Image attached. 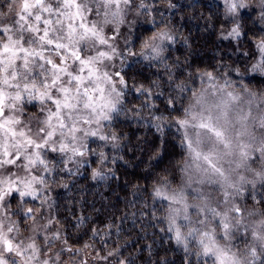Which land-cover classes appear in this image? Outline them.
<instances>
[{"label": "clouds", "instance_id": "9594fccd", "mask_svg": "<svg viewBox=\"0 0 264 264\" xmlns=\"http://www.w3.org/2000/svg\"><path fill=\"white\" fill-rule=\"evenodd\" d=\"M237 3L242 6L229 14L214 0H120L118 7L115 0H80L84 22L97 35L83 36L79 20L70 33L68 19L61 16L63 22L55 23L53 13L49 31L66 46L60 49L21 30L16 16L21 0H0V28L44 57H30L27 67L21 57L8 69L15 77L7 83L0 79V88L10 95L3 119L15 121L17 130L12 137L0 129V225L23 251L18 256L0 247L7 264H141V250H129L135 236H127L120 223L126 218L147 246L143 264H221V256L223 264H264V0ZM244 9L249 11L242 15ZM185 18L200 22L195 28L206 41L215 35L212 47L205 49L213 55L203 65L193 63L204 53L196 35L183 29ZM221 40L232 48L219 47ZM73 52L96 70L91 78L84 72L79 84L67 74L79 73L83 66ZM57 59L67 72L48 63ZM258 79L262 82L252 83ZM25 84L37 85L43 97L26 92ZM69 87L71 107L61 106L64 126L55 117L49 123L57 111L53 101L63 100L61 90ZM85 89L96 101L95 110ZM17 93L22 94L19 100ZM202 118L223 131L227 146L213 132L195 126ZM182 119L190 124L182 137H172L179 151L168 153L165 141ZM21 132L33 143H26ZM157 134L159 145L150 142ZM185 134L200 159L189 150ZM205 154L219 171L203 160ZM169 155L178 158L157 170ZM35 159L43 163H32ZM132 167L150 180L125 185L129 196L136 197L129 212H122L116 223L109 218L102 229L92 225L91 214H85L89 192L81 181L111 192L118 170ZM22 181H31V190ZM10 182L17 183L16 190ZM96 192L107 204L99 187ZM92 208L100 211L94 204ZM84 235L87 240L80 242ZM31 243L35 251L28 247ZM209 243L212 251L206 254ZM173 249L178 258L168 254Z\"/></svg>", "mask_w": 264, "mask_h": 264}, {"label": "snow or ice", "instance_id": "6c2138e0", "mask_svg": "<svg viewBox=\"0 0 264 264\" xmlns=\"http://www.w3.org/2000/svg\"><path fill=\"white\" fill-rule=\"evenodd\" d=\"M119 3L120 0H115V4L117 7L119 6ZM224 5L226 12L229 14L235 13L237 9L242 6L237 3V0H224ZM81 9L82 6L80 4V0H58L57 5L51 4L49 0H21L20 8L19 11L16 13V16L18 21L20 22L21 30L26 28L29 32L36 34L37 37L42 41H44L47 45H51L56 48L63 49L66 46L58 42L56 39H53L49 31L50 26L54 24V21L52 20L53 13H55L57 16V20L55 21V23L63 22L62 20L59 19V17L61 16H64L68 19L69 21L68 27L70 33H74L76 31V25L73 22L79 20V29L81 30V34L83 36H87L90 33L92 35H97L94 27H90L88 24L84 22V17L82 15ZM45 14L48 15L45 16ZM41 24L43 25V27H41ZM233 31H236V29L234 28ZM5 33L8 34L5 35ZM0 37H4L3 39H0V79H2L4 83H7L8 78L15 77V74L9 73L8 69L18 60H20L21 57H23V62L25 64V67H27L29 58L32 56L39 55L41 59H44L41 52H37L34 49H29L26 46L27 41L20 37L12 35L9 32L8 28H0ZM161 38L163 39L164 37L162 36ZM168 38L170 39V37ZM101 42H103V40H101ZM260 48L261 51L264 52V42L261 43ZM72 55L74 56V58L79 60L80 63L83 65L79 73L76 74L67 73L69 76L74 75V79L78 84L83 81L84 76L82 74L84 72L88 73L89 78L96 75V70L91 66L90 61L82 59L81 57L76 55L75 52H73ZM101 55H104V53H101ZM48 63L52 64L54 70L57 72L60 71L67 72V69L62 68L60 66V63L57 61L55 62V64H53L52 60H48ZM5 73H8V76H5L4 75ZM57 79H59V76L54 77L52 81L53 85L55 84ZM97 79H99V77H97ZM46 86L47 85H45V87ZM16 87H18V85H16ZM30 89L32 91H35L39 97L41 98L43 97L44 94L42 92H39L37 85L35 84L24 85V90L26 92H28ZM61 91L63 93V100L56 99L53 101L57 105V111L49 116L48 122L51 123L52 119L55 117L59 119L60 126L63 127L64 124L61 115V106H63V108L71 107V103H70L71 97L69 93L72 91V89L69 87L62 89ZM77 92H79L78 88H77ZM85 94L88 95L87 89H85ZM229 95L231 96V93H229ZM21 98H22V94L17 93L15 99L19 100ZM102 98L103 97L101 96V99ZM9 99H10L9 93L6 92L3 88H0V129L6 130L9 135L15 137L17 135V130L13 127L15 121H13L12 119H3V117L7 115V113L4 111V105ZM233 99H235V97H233ZM88 101H89V105H92L93 110H95L94 106L96 101L92 95H88ZM89 105H86V107H88ZM105 106H107V104H105ZM178 124L181 127H187L189 126L190 122L187 119H182L178 121ZM195 126L213 132L215 136L221 139L227 146L228 142L224 140L223 131L215 127L210 122V119L205 120L202 118L198 121V123ZM53 132H49V136H52ZM92 134L95 135V132H93ZM19 135L25 137L26 143L28 144L33 143L31 138L26 137L25 133L21 132ZM101 138L103 139L104 137ZM185 139L187 140L189 150L194 153V158L200 159L202 154L193 148L192 142L190 139H188L187 134H185ZM35 146L39 148L41 145L36 144ZM5 155H8L6 149H5ZM39 155H40L39 152H37L36 157L39 158ZM203 160L214 170L219 171V169H216L215 163L210 158V155L208 154L203 155ZM37 162L43 163V161L40 159H35L32 161V163H37ZM21 183H23L25 189L31 190V181H22ZM16 188H17V183L10 182V189L14 191L16 190ZM21 194L23 195L25 193L22 192ZM156 194L158 196L163 195V193L160 192L159 190H157ZM173 199H176V197H173ZM225 227H227V225H225ZM8 231L11 232L12 229L9 228ZM175 235L177 240L181 239V230L178 226L176 228ZM204 235L207 236L208 234L205 233ZM0 247L3 248L4 252H8V253L15 252L16 255L18 256L23 255V251L21 250L20 245L16 243L10 236L5 234L2 225H0ZM28 247L33 249L34 251L36 249L35 243L29 244ZM204 251L206 254L212 251L211 243L204 245ZM220 259H221V264H223L222 256L220 257ZM0 264H7V259L2 254H0Z\"/></svg>", "mask_w": 264, "mask_h": 264}, {"label": "trees", "instance_id": "16d2710c", "mask_svg": "<svg viewBox=\"0 0 264 264\" xmlns=\"http://www.w3.org/2000/svg\"><path fill=\"white\" fill-rule=\"evenodd\" d=\"M174 2H176V0H174ZM219 5L221 8L223 7L221 4ZM165 15H169V13H165ZM176 20H179V17H176ZM181 23H182L183 29L186 32L191 31L193 32L194 35H196L197 37L196 44L200 48V51L204 53V55L201 57H193V63L196 65L205 64L206 62L210 60L211 56L213 55L211 51H205V49L212 47V42L215 40V35L213 34V36L206 41L204 38V34L200 33L199 30L195 28V23H200L199 21L194 23L193 21L185 18V20ZM217 27H219V24L217 25ZM219 47L223 49H229V48H232V45L229 41L221 40L219 42ZM183 51H184L183 49H179L178 54L183 55ZM229 58L231 59L232 57L229 56ZM261 82L262 81L259 79L252 81V83H261ZM157 103L160 104L161 107L164 106L162 100H157ZM143 131L144 129L141 128V132ZM135 134L136 133L133 132V135ZM182 136L183 135H182L181 127L178 124L174 125L171 128V136L169 137V140L165 141V150L168 153L178 152L179 151L178 147L173 148V145L176 143V140L172 139V137L179 139ZM160 140L161 138L159 134H157L156 136L151 137L150 142L155 141V144L159 145ZM173 158H178V157H175L174 155L167 156L163 162L157 165V170L162 169L168 163V160L173 159ZM130 159H135V157H130ZM93 166H95V161H93ZM118 175H119V181L118 183L115 180L113 181V187H112L111 192L104 191V187L102 185H91V184H87L85 181H81V183L85 184L89 192V196L86 198V203H85V210H86L85 214L86 215L91 214L92 216L91 224L98 228H101V229L104 228L106 224L108 223L109 218H111L113 223H116L118 222L117 218L122 214V212L123 213L129 212L130 207H131V201L136 199V197L129 196L128 190L125 187V185L129 181H139V182L147 184L150 180V178L149 180H145L143 174L140 172V169L136 167L127 168V169L121 168L118 170ZM97 187H99L100 192H103L104 196H107L109 198L107 204H105L103 199L98 198L99 192H96ZM92 193H96V195L93 196ZM116 193H118V195H116ZM63 196H64L63 190H59L58 199L60 200L61 203L63 202ZM121 197H124V199H121ZM93 204L95 205L96 209L100 210L99 212L93 211V208H92ZM120 223L122 224V227L124 228L127 236H133V235L135 236V239H133L130 243L129 250L131 251L135 249H140L141 250L140 259H141V264H143V257L147 255V251H145L147 246L144 244L142 235L139 233V230L136 227H134V223L132 219L126 218L123 221H120ZM135 223H139V221L137 220ZM84 240H87V235H84L81 238L80 242H83ZM161 245H163V241H161ZM112 246L115 247L114 244ZM153 247H155V245H153ZM164 250L167 251L166 248ZM163 254L164 252L162 251L161 255ZM168 254L170 256H173L174 258H178V257H175L174 249L172 250V252H169Z\"/></svg>", "mask_w": 264, "mask_h": 264}, {"label": "rangeland", "instance_id": "374dc122", "mask_svg": "<svg viewBox=\"0 0 264 264\" xmlns=\"http://www.w3.org/2000/svg\"><path fill=\"white\" fill-rule=\"evenodd\" d=\"M214 2H216V3H219V4H221L222 6H224V0H214ZM249 10L248 9H244V10H242V15L244 14V13H247ZM48 14H45V16H47ZM41 27H43V25L41 24ZM57 62H59V60L57 59ZM181 127V126H180ZM181 131H182V135L184 134V129H183V127H181ZM17 194L16 193H13V197H15ZM15 202V200H13V203Z\"/></svg>", "mask_w": 264, "mask_h": 264}]
</instances>
